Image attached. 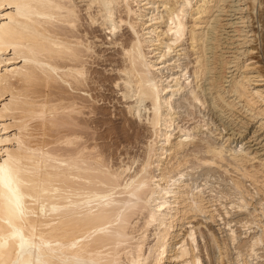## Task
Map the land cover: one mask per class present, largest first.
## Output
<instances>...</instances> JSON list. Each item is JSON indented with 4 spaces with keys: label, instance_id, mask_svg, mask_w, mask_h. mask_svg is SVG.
Returning a JSON list of instances; mask_svg holds the SVG:
<instances>
[{
    "label": "bare ground",
    "instance_id": "bare-ground-1",
    "mask_svg": "<svg viewBox=\"0 0 264 264\" xmlns=\"http://www.w3.org/2000/svg\"><path fill=\"white\" fill-rule=\"evenodd\" d=\"M0 264H264V0H0Z\"/></svg>",
    "mask_w": 264,
    "mask_h": 264
},
{
    "label": "rangeland",
    "instance_id": "rangeland-1",
    "mask_svg": "<svg viewBox=\"0 0 264 264\" xmlns=\"http://www.w3.org/2000/svg\"><path fill=\"white\" fill-rule=\"evenodd\" d=\"M97 34H99V32L97 31ZM255 51V50H254ZM254 51H252V52H254ZM111 52V53H110ZM256 52V51H255ZM252 54V56H253V59H251V60H249V61H252V60H254V62L256 61V59H258V57H259V53L258 52H256V53H251ZM254 54V55H253ZM256 55V56H255ZM111 56H113V58L111 57ZM105 57L106 58H100V59H98L96 62H95V64L94 65H96V63H97V66H94V68L96 67V69L99 71L97 74V76H99V77H103L104 75H109L110 73H109V71H105V70H108V69H110V63H109V61L108 60H105V59H118V56L115 54V52H113L112 50L111 51H109V50H107L106 52H105ZM98 64H99V66H98ZM106 72V73H105ZM108 72V73H107ZM102 73V74H101ZM104 74V75H103ZM104 85H102L101 87H98L97 88V92H98V94L100 93V91H101V93H100V95H99V98H101L100 100H99V102H98V106H99V108L100 109H98V112H100L97 116H98V118H100V119H106V121H108L109 122V124L108 123H106L107 124V126H106V124H104V126H106V127H103V125L101 126V128L99 129L100 131H104L106 128H109V129H111V127H117V128H115V130H117V134L119 135V139L117 138V140L116 141H118V140H120L121 141V145H120V149H123L121 146L122 145H126V147H127V150H128V152L127 153H129V155L130 156H133V155H140V153H141V150H142V144L144 143V141H145V137L148 135V133H147V131H146V129L144 128V126L142 127L140 124H138L137 122H133L134 120L129 116V114H127V120L128 121H126V122H128V124H126V122L124 121V119H125V117H124V115H123V107H124V103H123V100H122V98H119V96H118V94L115 92V91H113L112 89V87H111V85H110V83L109 82H105V83H103ZM105 86V87H104ZM112 88V89H111ZM101 89V90H100ZM116 93V94H115ZM102 95V96H101ZM118 97V98H117ZM106 100H105V99ZM102 99H103V101L104 102H102ZM121 102H120V101ZM118 102V103H117ZM121 103V104H120ZM114 106V107H113ZM205 109H207V107L205 108ZM204 109V110H205ZM105 110V111H104ZM104 111V112H103ZM114 111V112H113ZM207 110H205V112H206ZM102 112V113H101ZM107 112V113H106ZM109 113V114H108ZM207 113L209 114L208 116H209V118L212 116V118H215V115H212L211 114V112H209V110L207 111ZM106 115V117L104 116V115ZM114 114V115H113ZM120 114H122V115H120ZM103 116V117H102ZM111 116V117H110ZM123 116V117H122ZM214 116V117H213ZM116 117V118H115ZM113 118V119H112ZM130 118V119H129ZM110 119H112V120H110ZM132 119V121H130ZM111 121V122H110ZM113 121V122H112ZM190 121V122H189ZM188 121V124L189 123H191L193 120H189ZM132 122V123H131ZM131 126H130V125ZM137 126H136V125ZM108 125H109V127H108ZM124 125H126V126H128L127 127V141L125 140L126 139V137H125V134H124V132L121 130V128H122V126L124 127ZM134 125V126H133ZM125 126V127H126ZM139 126V127H138ZM103 127V128H102ZM141 127V128H140ZM130 128V129H129ZM145 129V130H143V129ZM102 129V130H101ZM119 131V132H118ZM129 131V132H128ZM139 132V133H138ZM139 134L138 136L136 135V134ZM117 134H115V135H117ZM141 134V135H140ZM144 134H147L146 136L144 135ZM114 135V136H115ZM122 136V139H120L121 138V136ZM130 135V136H129ZM113 136V135H112ZM142 138H141V137ZM123 137H125V138H123ZM130 137H131V139H130ZM137 137H138V139H137ZM115 138V137H114ZM140 138V139H139ZM145 138V139H144ZM214 138V137H213ZM112 140H115V139H113V137H112V139L110 140V138H108L107 140L105 139L104 141L105 142H108V144L109 143H111L112 142ZM124 140V141H123ZM144 140V141H143ZM120 141H118V142H120ZM123 141V142H122ZM127 143H126V142ZM131 141V142H130ZM143 141V142H142ZM142 143V144H141ZM224 175V173L222 174V176ZM221 176V177H222ZM201 177V178H200ZM203 178V176H198V181H199V179H200V181L202 182V179ZM212 179V181L214 180L213 178H210V180ZM206 215V214H205ZM198 216H200V218L199 217H196V218H193V222H195L196 220H202L201 222H202V224H201V226H204L205 224H206V226H210L209 228H212L211 230H213L218 236H220L221 234H223V233H221V230L220 229H218V227L219 226H221V225H219L218 224V222H219V220L218 221H213V222H210L211 220L210 219H206V218H204V214H200V215H198ZM196 219V220H195ZM210 220V221H209ZM208 221H209V223H208ZM212 226V227H211ZM216 229V231H215V229ZM221 233V234H220ZM200 243H201V241H200ZM202 244V243H201ZM200 244V245H201ZM201 247V246H200ZM202 249V251H204L203 250V248H201ZM201 251V252H202ZM204 252H202V254H203ZM203 257H205V255H202ZM232 256V255H231ZM228 257L230 258V256L228 255Z\"/></svg>",
    "mask_w": 264,
    "mask_h": 264
}]
</instances>
